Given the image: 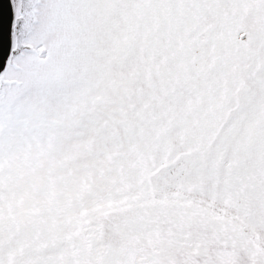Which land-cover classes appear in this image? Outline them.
Masks as SVG:
<instances>
[{"label": "snow or ice", "instance_id": "6c2138e0", "mask_svg": "<svg viewBox=\"0 0 264 264\" xmlns=\"http://www.w3.org/2000/svg\"><path fill=\"white\" fill-rule=\"evenodd\" d=\"M0 66V264H264V0H0Z\"/></svg>", "mask_w": 264, "mask_h": 264}, {"label": "water", "instance_id": "95a60500", "mask_svg": "<svg viewBox=\"0 0 264 264\" xmlns=\"http://www.w3.org/2000/svg\"><path fill=\"white\" fill-rule=\"evenodd\" d=\"M5 16H6V9H5ZM0 67H2V66H0Z\"/></svg>", "mask_w": 264, "mask_h": 264}]
</instances>
